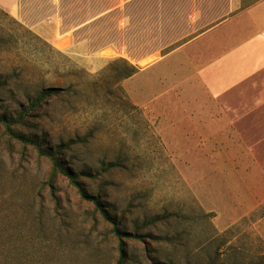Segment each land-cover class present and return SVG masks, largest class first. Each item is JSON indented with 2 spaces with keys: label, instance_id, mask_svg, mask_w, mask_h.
I'll list each match as a JSON object with an SVG mask.
<instances>
[{
  "label": "rangeland",
  "instance_id": "374dc122",
  "mask_svg": "<svg viewBox=\"0 0 264 264\" xmlns=\"http://www.w3.org/2000/svg\"><path fill=\"white\" fill-rule=\"evenodd\" d=\"M0 10L9 17L0 13V116L14 121L42 89H61L11 129L57 155L122 232L140 236L122 239L128 264H264V207L232 213L226 193L191 181L188 151L172 149L162 120L129 104L111 76L119 65L95 51L103 41L154 49L171 30L138 46L117 36L114 14L106 37L75 33L84 14L74 0H0ZM51 170L0 122V264H115L111 225L63 175L51 190Z\"/></svg>",
  "mask_w": 264,
  "mask_h": 264
},
{
  "label": "crops",
  "instance_id": "0c3cea01",
  "mask_svg": "<svg viewBox=\"0 0 264 264\" xmlns=\"http://www.w3.org/2000/svg\"><path fill=\"white\" fill-rule=\"evenodd\" d=\"M74 3L84 20L73 31L86 37H106L113 14L117 36L142 39L138 46L149 45L153 31H172L154 49L103 41L95 51L136 69L119 86L131 106L162 120L172 149L188 151L197 170L191 181L226 193L232 213L264 207V0Z\"/></svg>",
  "mask_w": 264,
  "mask_h": 264
},
{
  "label": "trees",
  "instance_id": "16d2710c",
  "mask_svg": "<svg viewBox=\"0 0 264 264\" xmlns=\"http://www.w3.org/2000/svg\"><path fill=\"white\" fill-rule=\"evenodd\" d=\"M1 12L2 11L0 10V13ZM2 14L5 17H8L6 13L2 12ZM113 65H119L112 68L113 75L111 76L114 83L118 86L119 89H121L119 83L122 80L131 77L136 72V69L133 68L128 63H126L124 60H116L114 61ZM60 94H61V89L59 88H54V87L44 88L36 97L31 99L25 107H22L20 109L18 117L14 121L2 115L0 116V122L4 124L5 130L10 136L15 138L17 141L21 142V144L23 145H30L31 147H33L37 151L38 155L50 159V162L52 163V170L50 172L49 179L47 180V185L51 190L53 189V181L55 176L57 174H60L63 175L65 178H67L69 183L76 188L77 192L80 194L82 199L91 200L93 202V205L95 206V209L99 212L101 218L105 222L111 225L113 235L118 241L117 243L118 258L115 264H128L130 259L128 257L127 250L125 248L122 239L123 237L138 239L140 238V236L130 235L122 232L118 227L119 224H117L116 219L110 217V215H108L107 211L104 209V206H102V203H100V197L88 196L87 193L84 191L81 183L78 181L77 176H73L71 171L66 169V167H64L63 165H60L57 155L51 153L50 151H45L42 148L40 142L32 139L31 137H24V135L17 133L13 129H11L12 126L17 124L24 126L25 118L29 117L32 112L38 110L40 106L43 103H45L47 100L58 97ZM51 194L52 197L54 198L53 192H51ZM148 258L150 259L149 261L151 264H169V263H160L158 260L152 257H148ZM210 264H215V263L212 261L210 262Z\"/></svg>",
  "mask_w": 264,
  "mask_h": 264
}]
</instances>
